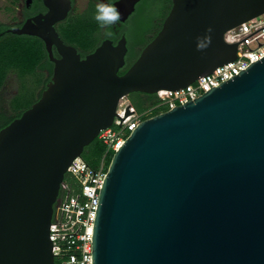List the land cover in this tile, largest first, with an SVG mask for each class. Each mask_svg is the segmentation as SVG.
I'll use <instances>...</instances> for the list:
<instances>
[{
	"label": "water",
	"instance_id": "95a60500",
	"mask_svg": "<svg viewBox=\"0 0 264 264\" xmlns=\"http://www.w3.org/2000/svg\"><path fill=\"white\" fill-rule=\"evenodd\" d=\"M139 1L115 2L120 23ZM43 2L46 14L11 29L41 39L54 68L40 99L0 131V264H55L50 226L67 169L121 100L179 91L235 61L226 33L264 14V0H172L119 75L125 36L82 59L55 29L71 0ZM92 248V264H264V57L131 133L103 180Z\"/></svg>",
	"mask_w": 264,
	"mask_h": 264
},
{
	"label": "trees",
	"instance_id": "16d2710c",
	"mask_svg": "<svg viewBox=\"0 0 264 264\" xmlns=\"http://www.w3.org/2000/svg\"><path fill=\"white\" fill-rule=\"evenodd\" d=\"M108 1L113 5L119 0ZM96 5L91 1L90 8L85 14L78 15L76 21H69L73 16L70 17L63 28V39L78 50L82 59L93 53L103 41L112 40L117 44L121 38V35L115 34L113 25L101 27L95 20ZM171 7L172 0L139 1L135 12L120 27L121 34L127 38L128 52L126 64L119 71V75H124L128 71L142 50L157 36ZM32 9L34 14L42 10L41 0H35ZM17 27H21L18 22L14 24L0 22V131L20 118L40 99L53 75L54 65L43 41L37 37L13 34L11 29ZM108 31L113 34L107 36ZM10 76H15L16 93L9 98H3L2 93L11 79ZM128 99L140 114L159 103L156 95L141 93H133ZM168 110V106L159 107L143 119L147 120ZM112 154L115 153L107 151L106 146L97 138L85 148L82 158L93 170H98L104 161L108 170ZM65 181L76 187V182L71 177L66 176Z\"/></svg>",
	"mask_w": 264,
	"mask_h": 264
},
{
	"label": "built area",
	"instance_id": "2783aa9c",
	"mask_svg": "<svg viewBox=\"0 0 264 264\" xmlns=\"http://www.w3.org/2000/svg\"><path fill=\"white\" fill-rule=\"evenodd\" d=\"M225 41L229 44L237 43L238 58L235 61L218 67L212 74L199 78L179 91H159L156 94L158 105L142 114L137 112L130 101L120 102L113 125L98 135L107 151L117 152L144 121L143 118L155 109L168 106L170 110L194 101L262 59L264 14L227 32ZM107 172L104 161L98 170H93L82 157L76 158L68 167L66 176L75 180L76 187L64 180L54 207L50 240L55 264H92L95 213Z\"/></svg>",
	"mask_w": 264,
	"mask_h": 264
},
{
	"label": "flooded vegetation",
	"instance_id": "af4514ba",
	"mask_svg": "<svg viewBox=\"0 0 264 264\" xmlns=\"http://www.w3.org/2000/svg\"><path fill=\"white\" fill-rule=\"evenodd\" d=\"M35 0H22L21 6H20V10H19V24H21V26L29 19H32L38 15L41 14H46L47 13V8L44 6V0H41L42 5H43V9L38 11L37 13H33V4H34ZM94 2V3H99L102 2V0H84L83 3V8L79 11L78 9V0H71L72 2V10L69 12L67 18L59 23H57L55 25V29L57 31V33L59 34L60 38L64 41V43L66 45H69L66 43V41L63 39V35H64V30L63 28H65L67 21L69 20L70 17L72 16H77V15H81V14H85V12H87L90 8V3ZM107 4H110L108 0H104ZM117 2V1H116ZM115 2L113 3L114 6ZM127 22V21H126ZM123 23H120L119 21H117L113 26H114V31L116 35H121V38L125 35H122L120 32V27ZM126 37V36H125ZM120 38V39H121ZM112 41V40H111ZM119 42V41H118ZM114 43V42H113ZM116 45V44H114ZM72 46V45H69ZM74 47V46H73ZM78 51V50H77ZM54 52V56L56 58H59V55L57 54L56 49H53ZM81 56V55H80ZM82 58V57H81ZM54 65V64H53Z\"/></svg>",
	"mask_w": 264,
	"mask_h": 264
},
{
	"label": "rangeland",
	"instance_id": "374dc122",
	"mask_svg": "<svg viewBox=\"0 0 264 264\" xmlns=\"http://www.w3.org/2000/svg\"><path fill=\"white\" fill-rule=\"evenodd\" d=\"M22 0H0V22L5 24H14L19 22V10ZM84 0H78V9L79 11L83 8ZM77 16H73L69 21H76ZM18 19V20H17ZM7 87L2 93L3 98H9L16 93V80L15 76H10ZM129 101L128 97L123 99L121 103ZM114 154H112L113 157Z\"/></svg>",
	"mask_w": 264,
	"mask_h": 264
},
{
	"label": "clouds",
	"instance_id": "9594fccd",
	"mask_svg": "<svg viewBox=\"0 0 264 264\" xmlns=\"http://www.w3.org/2000/svg\"><path fill=\"white\" fill-rule=\"evenodd\" d=\"M121 12L118 10L117 7L99 2L96 5V15L95 20L100 24L101 27H109L111 25H114L117 21L121 19ZM209 33L211 32V29L209 28L207 30ZM113 33L111 31H108L106 33L107 36H111ZM211 43V37L205 36L204 38H197V50H202Z\"/></svg>",
	"mask_w": 264,
	"mask_h": 264
},
{
	"label": "bare ground",
	"instance_id": "6f19581e",
	"mask_svg": "<svg viewBox=\"0 0 264 264\" xmlns=\"http://www.w3.org/2000/svg\"><path fill=\"white\" fill-rule=\"evenodd\" d=\"M202 78V77H201ZM163 91H169V90H163Z\"/></svg>",
	"mask_w": 264,
	"mask_h": 264
}]
</instances>
